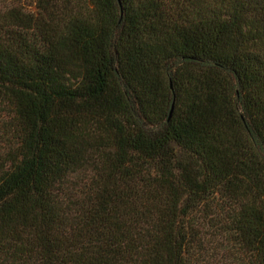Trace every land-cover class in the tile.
<instances>
[{
	"label": "trees",
	"instance_id": "obj_1",
	"mask_svg": "<svg viewBox=\"0 0 264 264\" xmlns=\"http://www.w3.org/2000/svg\"><path fill=\"white\" fill-rule=\"evenodd\" d=\"M78 1L0 0V264H264V0Z\"/></svg>",
	"mask_w": 264,
	"mask_h": 264
},
{
	"label": "rangeland",
	"instance_id": "obj_2",
	"mask_svg": "<svg viewBox=\"0 0 264 264\" xmlns=\"http://www.w3.org/2000/svg\"><path fill=\"white\" fill-rule=\"evenodd\" d=\"M54 1H56L55 5L53 4L51 6L38 0H32L30 4L29 2L27 3L26 0H15V2L9 6L11 10L10 13L5 14V16L15 20L17 24H21L23 27L28 26L48 33L60 23L63 14L71 8H73V10H78V12L83 15H86L88 12L87 6L78 0ZM2 115L3 113L0 114V118ZM216 246L217 253L213 259V264H222L224 263L225 257L223 258V251L217 244ZM217 248H219V250H217Z\"/></svg>",
	"mask_w": 264,
	"mask_h": 264
}]
</instances>
